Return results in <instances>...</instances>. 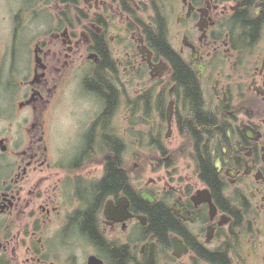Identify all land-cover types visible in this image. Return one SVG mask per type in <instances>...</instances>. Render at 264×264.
Returning <instances> with one entry per match:
<instances>
[{
	"label": "flooded vegetation",
	"instance_id": "af4514ba",
	"mask_svg": "<svg viewBox=\"0 0 264 264\" xmlns=\"http://www.w3.org/2000/svg\"><path fill=\"white\" fill-rule=\"evenodd\" d=\"M91 255L264 264V0H0V264Z\"/></svg>",
	"mask_w": 264,
	"mask_h": 264
},
{
	"label": "trees",
	"instance_id": "16d2710c",
	"mask_svg": "<svg viewBox=\"0 0 264 264\" xmlns=\"http://www.w3.org/2000/svg\"><path fill=\"white\" fill-rule=\"evenodd\" d=\"M180 75H182L181 80L183 81V83L187 89L184 101L190 108L189 113H191L190 114L191 118H194L196 120L198 119L200 121V120H202V114L204 115V117H206L207 114L203 111V108H202V97L200 94V90L198 88V83H197L196 79L194 78V76L191 74V72H188L186 69L182 68ZM188 119H190V118H188ZM190 122L193 123L192 120H190ZM197 128H199V130H203V132L207 131L206 127H204V126L202 127L196 121V125L193 126L194 131L192 130V132L195 136L197 135V133H199ZM153 222L154 221H152V223Z\"/></svg>",
	"mask_w": 264,
	"mask_h": 264
},
{
	"label": "water",
	"instance_id": "95a60500",
	"mask_svg": "<svg viewBox=\"0 0 264 264\" xmlns=\"http://www.w3.org/2000/svg\"><path fill=\"white\" fill-rule=\"evenodd\" d=\"M172 115H173V104H172V102H170V104L168 105V108H167V116H168L169 122L171 121ZM142 197L144 199L148 200L149 202H153L155 200L154 196L148 192L142 193ZM174 241L177 242V240L175 238H174ZM151 259L153 260V254H151ZM88 264H104V261L96 255H91L89 257Z\"/></svg>",
	"mask_w": 264,
	"mask_h": 264
},
{
	"label": "rangeland",
	"instance_id": "374dc122",
	"mask_svg": "<svg viewBox=\"0 0 264 264\" xmlns=\"http://www.w3.org/2000/svg\"><path fill=\"white\" fill-rule=\"evenodd\" d=\"M167 103H168V101L166 100L165 103H164V107L167 106ZM90 108H91L90 104L84 99V100H83V104H82V110H84V111L86 112V111H88V109H90ZM184 143H185V141H184ZM131 149H132V148H131ZM151 171L154 172V166H153V170H151V169L148 170V172H147V177H149V176H151V175L155 176L154 174L151 173ZM163 172H164V170L162 171V173H163ZM89 250H90L89 248L84 247L83 255L85 256V254H86Z\"/></svg>",
	"mask_w": 264,
	"mask_h": 264
},
{
	"label": "bare ground",
	"instance_id": "6f19581e",
	"mask_svg": "<svg viewBox=\"0 0 264 264\" xmlns=\"http://www.w3.org/2000/svg\"><path fill=\"white\" fill-rule=\"evenodd\" d=\"M187 105V104H186ZM202 108H203V103H202Z\"/></svg>",
	"mask_w": 264,
	"mask_h": 264
}]
</instances>
